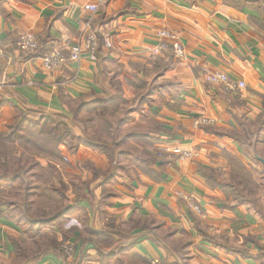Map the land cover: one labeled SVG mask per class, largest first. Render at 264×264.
Listing matches in <instances>:
<instances>
[{"label": "crops", "instance_id": "crops-1", "mask_svg": "<svg viewBox=\"0 0 264 264\" xmlns=\"http://www.w3.org/2000/svg\"><path fill=\"white\" fill-rule=\"evenodd\" d=\"M161 30L181 44L184 58L170 51L152 56ZM89 31L99 41L94 61L83 55L52 72L42 70L43 54L59 50L69 57ZM25 33L38 41L36 56L16 47ZM216 73L244 88L229 91L209 82ZM117 93L138 107L119 133L144 135L162 152L150 166L157 180L133 161L124 165L129 174L123 171L103 188L96 180L92 201L51 221L35 213L47 192L56 194L43 186L41 193V158L31 160L14 145V162H0V264H13L16 247L32 234H46L47 227L55 241L69 231L68 240L86 256L101 251L104 264H129L133 255L149 264H259L262 215L250 204L237 205L221 185L229 172L225 155L247 169H264V157L259 166L237 140L247 128L257 132L256 153L264 143V0H100L95 14L84 11L80 0H0V134L11 125H19L18 136L41 133V117L70 120L77 106L89 111ZM200 119L212 124L197 125ZM126 144L143 152L136 141ZM176 146L196 151L198 159L171 156ZM78 154L102 173L114 164L93 149ZM210 171L215 176L208 181ZM185 197L204 215L194 214ZM81 213L85 224L79 223ZM60 219L69 224L62 228ZM99 234L105 235L102 243L113 241L104 252ZM36 264H61L52 242Z\"/></svg>", "mask_w": 264, "mask_h": 264}, {"label": "rangeland", "instance_id": "rangeland-1", "mask_svg": "<svg viewBox=\"0 0 264 264\" xmlns=\"http://www.w3.org/2000/svg\"><path fill=\"white\" fill-rule=\"evenodd\" d=\"M142 99L144 101V98ZM85 115L86 114H82L79 116L75 115L74 117L72 115V118L70 120H61L58 117L56 118L50 116H48L49 118H41V134H46L49 137V146H53V144L57 145L56 151L58 152V157L50 156L52 155L50 151L53 149L44 150L38 148L37 146L33 147L32 145H30V142L40 138L38 137L37 132H32V130L25 132L29 133V136H25V133L23 134L26 138L22 142L14 140L11 141L12 143L2 142V144L0 145V150L2 152L0 153V155H3L5 157V161H7V163L14 162V159L11 156L12 154L9 153L11 149H13V152L17 150V147L21 150L24 156L31 158V160H33L37 156L41 158V166L44 165L43 168H41V193L43 191V187L47 191L52 190L56 192V194L47 192V194L44 195L46 200L41 199V208L35 211V213L37 215H41L43 219L52 221L67 214L69 210L76 208L80 202L92 201L91 193L95 186L93 185V183L96 180H102L103 178H106L105 175L98 173L99 171L97 172V170L94 169L97 167V165L93 161H91L89 157L85 156L84 154H78L80 148L92 150L91 147L93 144L95 146H99L100 148H102L105 144L108 146L109 144H111V140L109 138H106V136H104L102 132H96V130L100 128L94 125H98V122L89 121V118L92 115L89 118H85ZM23 135H19L18 137H22ZM137 142L139 143H137L136 146L140 148L144 147L142 142ZM119 144L122 145L117 148L111 147V149L115 151V153L119 150H127L131 153L125 156V162H121V165L124 164L129 168L131 167V165H133L134 155H140L141 152L138 149H134V146H127V144H123V141L119 140ZM14 145H17V147ZM144 149L145 151H148L147 146L143 148V151ZM258 150L259 156L264 157V143L260 148H258ZM95 152L98 153L99 156L101 154L106 156L107 153L111 151L103 152L101 149H99ZM142 155L145 156V154L143 153ZM127 169L126 174H129L130 172ZM109 170H112V168H110ZM250 171L253 175L252 178H254L261 184V190L256 197V204L258 208L264 213V184L262 185L264 179V169L258 167V170L250 169ZM260 173L262 176L260 175ZM102 195L103 193L101 192V195H99V197L97 198L99 201L101 200ZM80 217V224H85V222L87 223L85 215L83 216L81 213ZM259 221H262V225L264 226V216H262ZM58 223L61 225L62 223H64V220L60 219ZM68 224L69 222L62 224V228L66 227ZM47 228L48 230L46 231L48 234H32L29 237L31 239L29 243L26 242V244H24V242L23 244L16 247L15 257H17V260H14L13 264H19V260L22 262L31 261L29 264H36V262L41 257V253L44 251V246H46V244H50V242H52V247L54 248L55 253L61 258V264H104L105 254L101 251L96 250L95 255L86 256L84 252H80V249H78L75 241L68 240V237L71 236V234H69V231H67V234H63L60 240L55 241L53 239L54 233L50 230L51 227ZM48 236L50 237V239L48 238ZM100 236L101 235L98 236L96 242L97 244H101L100 247L104 252V246L106 248H111L112 246H108V244L102 243V238ZM259 247L255 246V251L259 252L260 255L263 254V258H259L258 263L261 264L262 261V264H264V242L260 243ZM87 258L90 261L89 263L85 262L86 260H88ZM135 262L137 263L134 256L129 258V264H135Z\"/></svg>", "mask_w": 264, "mask_h": 264}, {"label": "trees", "instance_id": "trees-1", "mask_svg": "<svg viewBox=\"0 0 264 264\" xmlns=\"http://www.w3.org/2000/svg\"><path fill=\"white\" fill-rule=\"evenodd\" d=\"M38 50H39V45L37 51L33 55H28V56H34V55L36 56ZM74 109L75 110L73 112V117L75 115L79 116L82 114H86L85 118H89L92 115L89 118V121L98 122V125L97 124L94 125L100 128L96 130V132L97 133L102 132L104 136H106V138H109L111 140V144H109V146L105 144L103 145V147L101 146L102 148H100L99 146H95L93 144L91 147V149L95 151L96 150L98 151L99 149H101L103 152L111 151L107 153L106 156H108L107 158L111 165L112 163H114L111 166L112 170H108L106 173H101L100 171L99 172L97 171L98 173L106 176L105 179L103 178L101 180L102 188L106 183L112 181L115 178V176L122 173L123 171L126 172V167L124 166V164L121 165L122 164L121 162L122 161L125 162V156L131 153L128 152L127 150L125 151L119 150L115 153V151L111 149V147L117 148L122 145L119 144V140L123 141V144H126L129 141L132 142L140 141L144 146L143 148H145V146L148 147V151H145L144 149V151L142 152L143 154H145V156L142 155V153L140 155L135 154L133 161L137 162V165L138 167H140V171L143 174L150 176L154 180H157V178L154 175V172L150 169V166L153 165L155 161H158L159 158L157 157L156 154L160 153L161 151L153 147V143L148 141L144 135H141L139 133H135V134L124 133L121 135L119 133L120 128L128 122L129 115L134 111L138 110L137 105L136 106L127 105L121 99L120 94L117 93L110 100L96 101L94 107H91L89 111H86L87 107L84 104L79 105ZM55 117L56 118L58 117L61 120L65 119L61 116H55ZM18 126L11 125L6 133L0 134V145L2 144V142L8 143L14 140L22 142L26 138L25 136H29V133H25V136L23 135L22 137H18V130H17ZM38 137L40 138L30 142V145H32L33 147L37 146L38 148L44 150L53 149L50 151L52 153V155L50 156L58 157V152L56 151L57 145L53 144V146L52 145L49 146L50 144L48 142L49 137L46 134L38 133ZM257 139H258L257 132H250L249 129L247 128L244 129V133L241 136H237V140L243 145V147L246 148V150L250 151L251 158L260 166L261 156H259V154L256 153L255 151V143ZM0 153H2L1 150ZM224 157L227 160L226 162H227V166L229 167L228 168L229 172H228V179L225 183H223V185H221V189L226 191L227 194L235 201L237 205L250 204L260 215L264 216V213L258 208L256 204V197L258 196V193L261 190V184L258 181H256L254 178H252L253 175L251 174L250 169H247L242 163V161H240L237 157L231 155H225ZM0 162H6L5 157L3 155H0ZM214 174L215 173L213 171H210L207 180L209 181L210 178H214L215 176ZM99 235L105 236L103 234H99ZM209 240L214 243L212 239ZM105 242L106 244H108V246L113 245V241L111 239H106ZM232 251H236L239 255L241 254L242 256H245L246 254L238 249L236 250L232 249ZM133 256L134 258H136L137 261V263L135 262V264H149L144 257L141 256L139 257L138 255H133Z\"/></svg>", "mask_w": 264, "mask_h": 264}, {"label": "built area", "instance_id": "built-area-1", "mask_svg": "<svg viewBox=\"0 0 264 264\" xmlns=\"http://www.w3.org/2000/svg\"><path fill=\"white\" fill-rule=\"evenodd\" d=\"M82 9L88 13L95 14L99 10L100 0H80ZM159 39L158 46L152 51V56H158L162 51H170L176 59H182L185 56V51L175 37L166 30H161L156 33ZM98 38L94 31H89L84 36L81 43L76 44L70 50L69 57H66L59 50H51L40 58L41 68L45 72H52L60 68L68 61L79 62L83 55H87L92 61L96 59L98 49ZM110 43L106 42L105 47L109 48ZM17 49L22 54L33 55L38 49V41L33 33H25L21 35L16 43ZM207 80L211 83H219L226 90L238 91L244 88L242 82H234L226 75L216 73L208 76ZM212 121L209 119H200L197 125H210ZM169 154L178 159L195 160L198 159V153L193 150L183 149L181 147H173ZM187 207L196 215L203 216L204 212L201 207L191 198H184Z\"/></svg>", "mask_w": 264, "mask_h": 264}]
</instances>
